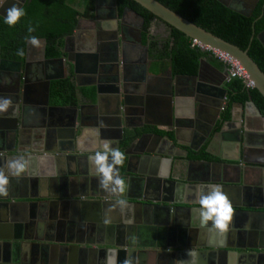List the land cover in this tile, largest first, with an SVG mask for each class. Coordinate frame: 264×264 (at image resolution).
<instances>
[{
  "label": "crops",
  "instance_id": "0c3cea01",
  "mask_svg": "<svg viewBox=\"0 0 264 264\" xmlns=\"http://www.w3.org/2000/svg\"><path fill=\"white\" fill-rule=\"evenodd\" d=\"M110 1L96 0L100 16L112 6ZM81 23L82 28L94 26L85 20ZM76 37L65 41L74 51L62 58L42 59L33 45L23 61L0 57V94H20L22 100L0 113V156H4L0 168L7 173L6 161L17 156L29 161L26 173L9 177L7 193L0 195V264H228L229 259L233 264H261L264 239L253 227L257 221L264 227L260 192L264 189V118L250 110L245 116L233 103L231 118L221 125L227 94L222 89L229 81L226 66L215 58H203L207 64L200 80L176 79L180 74L172 71L170 60H151L149 52L144 57L143 47L135 51L128 46L129 58L125 63L119 60L128 78L127 88L120 93L131 98L128 123H148L165 140H177L166 146L164 140L149 137L138 142L131 154L120 147L125 154L119 166L124 188L106 191L98 187L88 160L94 149L81 141L86 129L98 130L102 138L117 137L108 123L118 102L108 89L93 101L80 94H95V87L86 81L103 77L97 73L100 60L112 66L118 62L113 63L110 54L90 56L95 61L87 54L78 56L77 48H90L92 42L89 38L79 43ZM121 44L130 43L122 40ZM92 69L95 75L88 72ZM65 78L78 90L76 104H46L45 82ZM171 84L177 89L173 98ZM201 86L217 92L203 106L188 96L192 87L193 97L203 96L198 93ZM174 113L177 128L172 125ZM15 127L18 139L12 147L7 135ZM143 146L161 152L163 159L143 164ZM167 173L168 178L159 177ZM217 183L234 209L227 233L202 225L199 219L197 194ZM121 250L128 252L123 256Z\"/></svg>",
  "mask_w": 264,
  "mask_h": 264
},
{
  "label": "trees",
  "instance_id": "16d2710c",
  "mask_svg": "<svg viewBox=\"0 0 264 264\" xmlns=\"http://www.w3.org/2000/svg\"><path fill=\"white\" fill-rule=\"evenodd\" d=\"M157 1L225 41L242 50H248L249 56L264 72V45L258 37L264 32V0L258 1L250 16L227 7L219 0ZM95 2V0H26L22 5L24 15L15 25L5 24L3 17L0 16V57L10 61H23L29 36L45 40L44 52L48 59L64 56L65 39L74 33L81 19L93 17ZM115 3L119 17L127 10L138 14L142 23V45H147L151 60H170L171 69L175 73L193 75L197 73L201 59L215 58L211 51L193 45L191 38L164 22L169 29L167 39L160 40L150 35L152 21L161 20L135 0H115ZM29 27L33 29L31 33L28 32ZM18 49L23 50V55L17 54ZM226 91L228 106L220 119L221 125L231 118L233 103L243 104L252 101L264 116V97L255 88L247 87L242 79H230ZM49 100L51 104H76L77 91L70 79L51 81ZM159 134L162 135L160 132ZM139 135L140 132L125 134L121 141V149L129 147Z\"/></svg>",
  "mask_w": 264,
  "mask_h": 264
},
{
  "label": "water",
  "instance_id": "95a60500",
  "mask_svg": "<svg viewBox=\"0 0 264 264\" xmlns=\"http://www.w3.org/2000/svg\"><path fill=\"white\" fill-rule=\"evenodd\" d=\"M135 1L137 3H139L141 6H143L145 9L149 10L153 15H155L158 19H160L165 24L179 30L180 32L185 34L187 37L191 38L193 41L197 40L200 43V48L202 50H205V48L208 47V49L218 50V51L225 52V53L229 54L231 57H233L235 60H237L241 64V66L246 70V72L248 73L249 77L246 81L247 84L250 82L252 84L251 86L253 88H255L256 90H258V92L264 97V72L259 68V66L255 63V61L249 56L248 50H242L238 46L233 45V44L225 41L224 39L212 34L211 32L201 28L200 26L190 22L189 20H187L186 18L177 14L176 12L172 11L171 9L167 8L166 6H164L163 4L158 2L157 0H135ZM219 1L222 2L223 4H225L227 7L231 8V9H233V10H235V11H237L243 15L250 16L259 0H251L250 1L251 6H248L247 9H241V10L234 9L225 0H219ZM19 6L22 7V4ZM98 11H99V9H98V6L96 5L95 9H94V13H96V15H97ZM126 12H132L135 16L139 17L137 13H135L131 10H127ZM0 15L2 16L1 13H0ZM122 17H120V18H122ZM114 18H115L114 22L116 25V30H118L116 20H117V18H119V16L116 12H115ZM78 29H79V24H78L77 28L75 29L74 35L77 33ZM70 37H72V36H70ZM123 37L124 36L121 37V40L119 39V36L116 37L117 43L114 44L115 45L114 47H111L112 46L111 45L112 40H110L108 38L104 39V37L101 36L99 39L93 40L92 48L90 49L89 52L87 51V53H88L87 57L89 59H91L92 61H95V58L98 59L100 55H103V53L106 54V56H108V54H110L109 53L110 49H112L113 53L117 57V58H114L112 56V61L115 63L118 62V64H114L112 66L111 64H109L108 60H106L107 62L105 60H102V61L100 60L98 62L99 63L98 65L100 66V69L97 70L98 72L96 71V69L89 70L88 72H92L94 75L96 74V72L101 73V74H103V77H105V78L99 77V76L90 77L88 86L95 87V94L93 95L91 93H85L82 91L80 94L81 98L84 100H88V101H93L94 98L96 100H98L102 97V93L107 89L109 90V93L115 97V99L118 102L119 108L117 111H115L116 112L115 117L108 124L114 128L115 134L117 136L115 139L117 141V145H118L119 149H120L121 141L123 140L125 134H127V133L137 134L138 132H140V135L131 143V145L129 147L126 148L125 153L131 154L133 151V147L137 146L138 142H143L144 139H147L149 137H155L157 140H162V141L164 140L166 146H167V143L170 145L173 140H169V139L165 140L164 137L161 134H159L158 131H156L153 128L151 129L150 125L148 126V123L140 124V125H133V124H129L127 119H126V117H128L131 114V110L129 109L131 98L126 93H124V95H121V93H120L121 92L120 90H122V88L123 89L127 88L125 86H126L127 81H128V78H126V71L121 72L120 64H119V60L121 58L123 60L122 61L123 63H125L124 61L129 58V55L127 54L128 51L126 50L127 48L124 47L123 44L119 45V43L123 40ZM69 38L66 39V42H67V40H69ZM259 39L264 45L263 35H259ZM136 40H137L136 44L138 46L137 49L139 47H143L144 57H146L148 49H146L142 45L141 30H139V33L137 35ZM106 42L107 43L110 42V46L107 45ZM97 43L100 44L101 48H99V49L97 48V46H98ZM39 44L42 47L41 48L42 49L41 50V53H42L41 57H42V59H44L45 58V52H44L45 40L40 39ZM31 47H32V45L27 42L26 54L29 53ZM102 47H106V50H103ZM98 50H100V52ZM64 52H66V45L64 46ZM90 56H94L95 58L94 57L91 58ZM68 59L71 60V58H69V57H68ZM204 63H206V62H204V60L201 59L197 75H193V76L179 75V76H176V79L185 78V79H193L195 81H197V79L200 80L201 79V72L203 71V64ZM77 64L78 63L75 62V60H74V73L78 72L79 65H77ZM228 75H229V72H228V69H226L225 70V76L227 77ZM247 84L245 83V85H247ZM127 86H128V84H127ZM78 87H80V84H78ZM49 88H50V80H47L43 86V97H44V101L46 104H50ZM222 90H223V95L227 93V91L225 89H222ZM192 91H193V87L191 88V92H189L188 96L194 98L195 101L197 103H199V105L202 104V106L205 105L206 103L212 102V100L210 98H208V96H213V95L216 96L217 95L216 90L209 87V86H201V88L199 89V91H198L199 95L202 94L203 96L193 97ZM114 93H115V95H114ZM176 93H177L176 86H173L171 84L169 86L170 98H173V96H175ZM0 96H6V95L0 94ZM218 96H222V94L219 93ZM114 97H113V99H114ZM11 98L13 100V105H16L22 101L21 98L17 95L11 96ZM235 105L239 106V108H241V110L243 109L245 116H247L246 110L248 108V109H250V111L255 116H258L260 118H264V116L262 115L259 108L252 101H248V102L243 103V104L242 103H235L234 106ZM218 107L221 108L220 105ZM122 114H124L125 119H123ZM172 118H173L172 125H173V127L177 128V120L178 119H177L176 113L173 114ZM225 122H223V123L225 124ZM146 125H147V127H146ZM11 131L8 132V138L11 140V141L9 140L11 146L14 147L16 142H17V139H18L17 127L11 129ZM20 132H21V129H20ZM176 140H177V138L174 139V141H176ZM173 147L176 148V145L173 144ZM164 148L165 147H163L162 150ZM13 150H14V148L12 149V151ZM152 151L153 150L149 151L148 149H146L143 146V149H141V156L143 157V161H142L143 164H147V162L149 160L156 162V161H160L161 159H163L162 158L163 156H161V154H162L161 152L156 154V152H152ZM184 153H185L184 156L187 157L188 152L185 151ZM156 155H159L160 158L156 157ZM166 155L168 158L167 163L169 164L170 158H171V152L169 154H166ZM3 158H4V156H0V163L2 165H3ZM148 158H151V159H148ZM207 164H210V163H207ZM168 167H169V165H168ZM168 174L169 173L162 174V175H159V177L162 176L161 178H168V176H169ZM225 186L231 188L230 184L229 185L225 184ZM232 187L234 188V186H232ZM260 192H262L264 194V189H262V191H260ZM235 212H237V211H235ZM244 213H247V212L245 211ZM262 222L264 223V220H262ZM263 223H262V225H263ZM260 224L261 223H259V221L255 222V227H253V228L256 230V232L259 231L258 235H260L261 238L264 239V227L261 226ZM121 251H122L121 255H123V256L125 254H127L126 252H128L125 250H121ZM131 254H133V253H131V251H129V255H131ZM260 261H261V264H264V253L260 256Z\"/></svg>",
  "mask_w": 264,
  "mask_h": 264
},
{
  "label": "clouds",
  "instance_id": "9594fccd",
  "mask_svg": "<svg viewBox=\"0 0 264 264\" xmlns=\"http://www.w3.org/2000/svg\"><path fill=\"white\" fill-rule=\"evenodd\" d=\"M17 5V3H14L5 10V15H3L5 24L15 25L24 15L23 8ZM32 31L33 29L29 27L28 32L31 33ZM27 41L33 46L39 44L36 36L27 37ZM17 54L23 55V50L18 49ZM12 104L13 100L10 96H0V113L8 111ZM84 141H87L94 149L88 160L97 178L98 187L106 191H122L125 181L119 175V166L124 162L125 154L119 149L116 139L102 138L98 130L86 129L81 143ZM28 163V159L24 156H17L6 161L7 173L0 168V195L7 193L9 177H21L26 173ZM197 200L200 223L202 225L210 224V227L220 233H227L233 221L234 209L220 184L209 185L207 191L197 194ZM119 203L123 204L124 202L121 200ZM124 264H128V261H125ZM228 264H233L231 259L228 260Z\"/></svg>",
  "mask_w": 264,
  "mask_h": 264
},
{
  "label": "flooded vegetation",
  "instance_id": "af4514ba",
  "mask_svg": "<svg viewBox=\"0 0 264 264\" xmlns=\"http://www.w3.org/2000/svg\"><path fill=\"white\" fill-rule=\"evenodd\" d=\"M12 1H14V3H17L18 7H19V5H21V4L23 5L26 0H0V13L2 14V17H3V15H5V10L10 8L14 4ZM225 1L227 3H229L231 7H233L234 9H237V10L247 9L248 6H251V4H250L251 0H232V1L231 0H225ZM98 2H99V0H98ZM110 2L112 3V6H109L107 8V10L101 16H100V13L98 11L97 15H96V13H93V18H91V19H81V20L88 21L89 24L91 23L94 26H92L91 28H88V29L85 28V27L82 28V23H81V20H80L79 21V29L77 31L78 33H76L75 35L73 33L71 35L73 37L72 39H75L74 36H77L76 38H77V40L79 42V41H83V39L84 40H88L90 38L91 42L93 43L94 39H99L102 36V37H104V39L108 38V39L112 40L111 45L113 46L114 44L117 43V41H116V37L117 36H119V37L124 36L123 40L126 41V43L127 42L130 43V44H125L126 46H124V47L127 48L126 49L128 51L127 54L130 53V49H128V46L136 51L137 47H138L137 44H136V42H137L136 38H137V35L139 33V30H141V26H142L141 20H140L139 29H136V30L133 31V29H130V27H127L126 25L120 23V26L118 27L119 31L116 30V25H115V22H114V20H115V18H114L115 17V12L117 13L116 3H115V0H111ZM125 14H126V12H125ZM125 14H124V16L122 18H120V17L117 18V20L123 21L124 18H125ZM137 18H139V17H137ZM260 35H263V40H264V32H262ZM69 37H67V38H69ZM66 39H65V41H66ZM39 45L40 44H38V48H39V51H41L42 47H41V45L40 46ZM91 48L92 47H90V48L84 47L83 49H81V48L78 47V50L80 52H87V51L89 52ZM102 49L106 50V47H104ZM44 51H45V47H44ZM68 51L69 52H73L74 48L72 47L70 49L67 46L66 52H68ZM98 51L100 52V50H98ZM63 52H64V49H63ZM226 69H228V68L226 67ZM65 79H67V78H65ZM68 79H70V78H68ZM60 80H62V79H60ZM70 81H71V79H70ZM86 82H89V80L86 81ZM77 93H78V90H77ZM12 96H15V94L12 95ZM17 96H19V95L17 94ZM219 105L220 104H218V106ZM227 106H228V98H227V94H226L224 103L222 104V110H221V113H220V119H221V117L223 115V111L227 108ZM247 110H250V109L247 108ZM7 140H10V139L7 137ZM6 148L8 149L7 143H6ZM0 150H2V148H0Z\"/></svg>",
  "mask_w": 264,
  "mask_h": 264
},
{
  "label": "rangeland",
  "instance_id": "374dc122",
  "mask_svg": "<svg viewBox=\"0 0 264 264\" xmlns=\"http://www.w3.org/2000/svg\"><path fill=\"white\" fill-rule=\"evenodd\" d=\"M116 21H117V29L120 26V23L126 25L127 27L130 26V29H133V31L136 29H139V27H140V19L137 18V16H135L132 12H126L125 18L123 21H120V20H116ZM150 35L157 37L160 40L167 39L169 36V29L163 22H161L159 20H153L152 24H151V28H150ZM119 39H120V37H119ZM119 45H122L121 42L119 43ZM69 47H71V46H69ZM97 48H98V46H97ZM66 50H67V46H66ZM19 92H21V89Z\"/></svg>",
  "mask_w": 264,
  "mask_h": 264
},
{
  "label": "built area",
  "instance_id": "2783aa9c",
  "mask_svg": "<svg viewBox=\"0 0 264 264\" xmlns=\"http://www.w3.org/2000/svg\"><path fill=\"white\" fill-rule=\"evenodd\" d=\"M193 45H197L198 47H200V45L198 43H196L195 40L193 41ZM205 50L211 51L212 54L214 55V57L218 61H220L226 65V67L228 68V72H229V75L227 76L228 80H230L232 78H240L244 81V83L247 84L246 81H247L248 77L246 76L244 70L238 65L237 62L233 61L231 58L224 57L222 55L223 54L222 52H217L215 50H211L208 48H205ZM251 85L252 84L249 82L246 86L253 88Z\"/></svg>",
  "mask_w": 264,
  "mask_h": 264
},
{
  "label": "bare ground",
  "instance_id": "6f19581e",
  "mask_svg": "<svg viewBox=\"0 0 264 264\" xmlns=\"http://www.w3.org/2000/svg\"><path fill=\"white\" fill-rule=\"evenodd\" d=\"M196 41V43H198L199 45H200V43L197 41V40H195ZM107 43V42H106ZM108 45H110V42H108L107 43ZM114 46V45H113ZM113 46H111V47H113ZM206 48H208V47H206ZM77 50H78V48H77ZM215 51H217V52H221V51H218V50H215ZM78 52H80L79 50L77 51V53ZM109 53H110V55H111V57L113 56L114 58H117L116 56H115V54L113 53V51H112V49L109 51ZM223 54V56L224 57H227V58H231L233 61H235V62H237L238 63V65L244 70V72H245V74H246V76L247 77H249L248 76V73L246 72V70L241 66V64L237 61V60H235L233 57H231L229 54L227 55V53H225V52H222ZM86 54H88L87 52H80V54L78 55V56H80V55H86ZM104 54V53H103ZM105 55V54H104ZM107 57V56H106ZM113 62V61H112ZM113 63H115V62H113ZM117 63V62H116Z\"/></svg>",
  "mask_w": 264,
  "mask_h": 264
}]
</instances>
